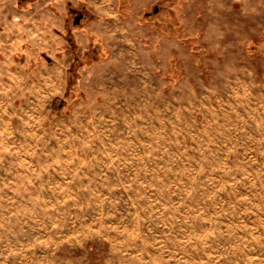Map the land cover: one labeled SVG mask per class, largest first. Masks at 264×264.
Segmentation results:
<instances>
[{
    "label": "rangeland",
    "instance_id": "374dc122",
    "mask_svg": "<svg viewBox=\"0 0 264 264\" xmlns=\"http://www.w3.org/2000/svg\"><path fill=\"white\" fill-rule=\"evenodd\" d=\"M33 4L87 44L43 107L0 86V264H264V0Z\"/></svg>",
    "mask_w": 264,
    "mask_h": 264
},
{
    "label": "crops",
    "instance_id": "0c3cea01",
    "mask_svg": "<svg viewBox=\"0 0 264 264\" xmlns=\"http://www.w3.org/2000/svg\"><path fill=\"white\" fill-rule=\"evenodd\" d=\"M28 8L0 6V86L14 92L15 101L28 99L39 108L67 87L66 75L74 57L71 35L75 52L87 44V37L82 39L76 31L67 33L66 10L61 7L54 6L55 12L41 4Z\"/></svg>",
    "mask_w": 264,
    "mask_h": 264
},
{
    "label": "flooded vegetation",
    "instance_id": "af4514ba",
    "mask_svg": "<svg viewBox=\"0 0 264 264\" xmlns=\"http://www.w3.org/2000/svg\"><path fill=\"white\" fill-rule=\"evenodd\" d=\"M20 1V0H19ZM67 13H69L70 17L72 18V23L76 26L81 25L83 22L87 20V13L85 12L83 7H69L66 8ZM158 13V8L154 10V14ZM66 20V28H67V33H69L71 30L67 24Z\"/></svg>",
    "mask_w": 264,
    "mask_h": 264
},
{
    "label": "trees",
    "instance_id": "16d2710c",
    "mask_svg": "<svg viewBox=\"0 0 264 264\" xmlns=\"http://www.w3.org/2000/svg\"><path fill=\"white\" fill-rule=\"evenodd\" d=\"M71 45H72V49L74 50V57H73V62H72V66H71V68H70V70L68 71V77H69V80L71 81L72 80V78L76 75V73H75V71H76V69H78V67H79V62H78V59H77V57H76V55H75V49H76V46L75 45H73V42H71ZM69 81V82H70Z\"/></svg>",
    "mask_w": 264,
    "mask_h": 264
}]
</instances>
